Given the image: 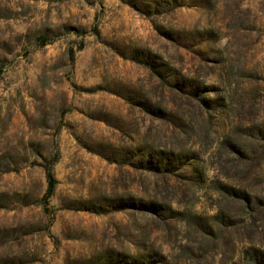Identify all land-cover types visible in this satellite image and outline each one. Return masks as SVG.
<instances>
[{
  "label": "rangeland",
  "instance_id": "1",
  "mask_svg": "<svg viewBox=\"0 0 264 264\" xmlns=\"http://www.w3.org/2000/svg\"><path fill=\"white\" fill-rule=\"evenodd\" d=\"M0 70V264H264V0H0Z\"/></svg>",
  "mask_w": 264,
  "mask_h": 264
},
{
  "label": "trees",
  "instance_id": "2",
  "mask_svg": "<svg viewBox=\"0 0 264 264\" xmlns=\"http://www.w3.org/2000/svg\"><path fill=\"white\" fill-rule=\"evenodd\" d=\"M94 31H98L97 28H95ZM41 40H42L41 43L43 45L50 43L49 38L47 36H43L41 38ZM0 75H1V70H0ZM47 176H48V183L49 184H48V188H47V191H46V194H45V200L46 201H48L49 198L53 195V193L55 191V188L57 186V182H58L56 177H55V175L52 172V167L51 166L47 167ZM46 209H48V207H46Z\"/></svg>",
  "mask_w": 264,
  "mask_h": 264
}]
</instances>
